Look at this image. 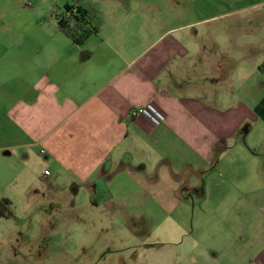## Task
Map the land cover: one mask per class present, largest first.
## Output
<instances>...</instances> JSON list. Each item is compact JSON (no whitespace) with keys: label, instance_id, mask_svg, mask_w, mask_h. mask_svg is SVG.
Masks as SVG:
<instances>
[{"label":"rangeland","instance_id":"374dc122","mask_svg":"<svg viewBox=\"0 0 264 264\" xmlns=\"http://www.w3.org/2000/svg\"><path fill=\"white\" fill-rule=\"evenodd\" d=\"M77 3L99 14L103 31L143 28L150 40L158 32L224 13L209 26L230 34L228 43L224 36L229 47L240 46L230 60L237 62L236 77L245 74L234 79L230 105L255 109L263 99V114L257 122L247 121L245 141L220 164L206 166L214 170L204 173L203 182L202 175H192L198 166L190 160L196 156L168 133L160 146H148L145 179L117 170L118 163L101 181L99 196L93 182L68 170L60 155L53 157L47 141L35 144L18 128L9 109L34 101V86L47 74L58 81L50 69L53 53L63 58L68 41L55 17L66 4ZM181 9L183 17L177 18L178 8L166 0H0V202L10 201L1 208L0 264H235L226 241L247 240L264 226V75L256 69L264 62V27L256 21L262 15L264 26V0H186ZM200 30L205 43L208 29ZM244 32L248 37L242 43ZM62 64L59 73L68 68ZM255 164L262 166V175L250 170ZM157 168L185 180L194 177L189 183L204 184L205 194L158 189ZM239 171L242 175L234 177Z\"/></svg>","mask_w":264,"mask_h":264},{"label":"crops","instance_id":"0c3cea01","mask_svg":"<svg viewBox=\"0 0 264 264\" xmlns=\"http://www.w3.org/2000/svg\"><path fill=\"white\" fill-rule=\"evenodd\" d=\"M166 1L178 8L177 18L183 17L181 4L186 0ZM223 14L158 32L153 40L150 31L143 28H100L80 46L65 36L69 44L63 58L52 52L56 61L50 69L58 81L47 74L34 86V101L20 102L9 111L21 131L35 138V144L47 141L53 157L60 155V163L64 162L68 170L78 171L82 179L93 182V191L99 196L101 181L107 180L118 163L117 170L121 167L124 172L145 179L147 148L160 146L168 133L183 141L196 156L190 160L198 166L192 175H202L198 180L203 182L204 173L214 170L206 166L220 164L226 152L245 141L247 135L242 128L247 121L257 122L263 114V99L255 109L239 102L230 105L234 79L241 80L245 74L236 77L237 62L230 60L231 53L241 50L240 46L229 47L224 36L228 43L230 34L209 26ZM261 17L256 16L258 27H264ZM203 26L208 29L205 43L201 39ZM247 34H239L242 43ZM60 61L68 68L59 73L56 67ZM256 69L264 75V62ZM148 104L166 116L161 126L129 115L132 109ZM247 124L246 129H250ZM136 154L139 161L134 167ZM157 158L161 156L157 154ZM158 163L164 165L161 159ZM250 170L257 176L263 174L261 165L255 164ZM153 174L160 178L154 184L159 185L158 189L205 194L204 184L189 183L197 180L194 177L185 180L159 169ZM240 175L239 171L234 177ZM172 183L179 184L178 188H173ZM245 239L226 241L225 251L234 256L229 261L264 264V226L254 237ZM212 254L217 258V253Z\"/></svg>","mask_w":264,"mask_h":264},{"label":"trees","instance_id":"16d2710c","mask_svg":"<svg viewBox=\"0 0 264 264\" xmlns=\"http://www.w3.org/2000/svg\"><path fill=\"white\" fill-rule=\"evenodd\" d=\"M55 21L58 30L75 46L82 45L89 37L97 34L102 24L99 14L84 3L66 4L63 11L56 15ZM8 205L9 200H1L0 216H4L1 208Z\"/></svg>","mask_w":264,"mask_h":264},{"label":"built area","instance_id":"2783aa9c","mask_svg":"<svg viewBox=\"0 0 264 264\" xmlns=\"http://www.w3.org/2000/svg\"><path fill=\"white\" fill-rule=\"evenodd\" d=\"M129 115L132 118L143 117L154 126H161L166 121V116L164 115V113L152 104L132 109Z\"/></svg>","mask_w":264,"mask_h":264}]
</instances>
